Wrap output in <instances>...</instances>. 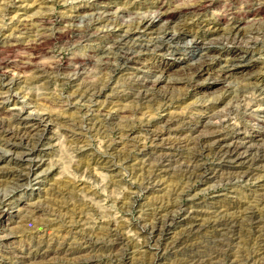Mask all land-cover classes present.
I'll use <instances>...</instances> for the list:
<instances>
[{"label": "rangeland", "instance_id": "rangeland-1", "mask_svg": "<svg viewBox=\"0 0 264 264\" xmlns=\"http://www.w3.org/2000/svg\"><path fill=\"white\" fill-rule=\"evenodd\" d=\"M192 1L198 0H0V70L11 66L0 81V141L11 138L17 145L8 152L0 148V264H80L84 257H92L84 264H264V162L251 167L220 160L200 154L194 143L175 151L152 136L161 120L177 113L191 123L232 108L238 115L230 114L231 123H255L250 116L264 114V0H207L202 23L186 15L167 22L155 13L157 6L171 11ZM97 10L108 18L100 28L116 32L131 22L139 37L132 44L156 36L165 39L164 49H142L140 63L128 67L112 59V69L93 77L108 86L84 98L75 91L86 75L32 84L13 76L84 59L93 69L88 61L96 56L86 43L75 44L71 31ZM64 15L75 22L61 20ZM46 16L52 18L39 20ZM141 17L154 31L138 28ZM179 22L187 24V33L171 38ZM41 26L38 39L32 31ZM232 26L256 29L258 41L215 39ZM208 46L220 50L199 65ZM235 56L247 61L231 66ZM134 66L163 76L150 101L131 95L130 78L147 79ZM103 113L114 117L93 127L91 119L101 122ZM202 132L191 136L199 144ZM234 135L264 143L257 129ZM149 151L197 152L201 168L150 167L144 156ZM227 171L239 176L227 179ZM218 221L233 222L224 228Z\"/></svg>", "mask_w": 264, "mask_h": 264}, {"label": "bare ground", "instance_id": "bare-ground-1", "mask_svg": "<svg viewBox=\"0 0 264 264\" xmlns=\"http://www.w3.org/2000/svg\"><path fill=\"white\" fill-rule=\"evenodd\" d=\"M206 1L207 0H198L195 2L192 1L190 4L185 5V7L179 6L180 7L179 9H175V10H171V11L166 10V9H165V11H162L161 10L162 7L157 6L155 13L159 14L158 16H161V18L166 19L167 22L172 21V20H174V18H176L178 16H183V15H186L188 17L189 16L195 17V18L197 17L196 19L201 22L200 19L202 17H201L200 12H201V9H204ZM125 11H127V10H125ZM125 11H123V12H125ZM51 18L52 17H50V16H46V17H43L39 20L42 21L43 23H46V21L50 20ZM35 20H37V19H35ZM61 20L69 22V23L72 22V24H73L76 19H74V17H72V16L68 17V16L64 15L61 17ZM86 20H87V18L85 19V21ZM107 20H108V18H107V16H105V11L97 10L96 12L91 13L89 15L88 20H87L88 23L82 25L83 27H81V25L76 24L77 27L78 26H80V27L77 29L73 28L76 31H74V30L71 31V33L74 35L73 40H74L75 44L79 45V44L86 43V46H88V48H89L88 51H90L91 54H94V56H96V59L88 61V62L94 64L93 69H90L87 67V63L84 62L85 61V59H84V61H79L73 65L65 67L64 69L58 68L59 66L56 68H52L54 66L46 67L44 65V67H43V65H42V67H40V65H39L37 67L34 66L35 68L31 67L32 69L28 73H27L28 69H27V71L26 70H20L18 72L13 73V76L16 73H18L17 75L23 76L25 82L32 84V83H37V82H42V81H44L46 83H52V81H54V82L60 81L61 82V81H65V80L77 81L79 78L83 77V75H86L87 78L91 77L92 80H90V79L87 80V78H85L81 83L78 84L79 86L75 91V96L84 98V97L91 96V95L95 96V95L101 93L103 91V89L108 86L107 83L105 84L99 80L98 81H96V80L99 77L98 76L99 73L104 74L105 72H107L106 71L107 69H109L113 66L111 63L112 59H115V61H119L120 65H118V66L128 67L131 65V63L132 64L140 63V51L142 49H149V48H155V49H159V50L164 49L162 46L164 45L165 39H163L161 37H156V36L153 39H150V41L144 42L145 41L144 40L142 42L140 41L139 43L135 42L134 44H132L131 43L132 40L133 39L135 40L138 33H137L136 29L131 28V26H132L131 22L127 25L119 26V28L116 32L106 30V29H104V27L100 28L101 24L103 25V23L106 22ZM81 21H82V19H81ZM34 22H36V21H34ZM94 23H96L97 24L96 27L97 26L98 27L93 29L94 30L93 32H91V33L88 32L87 28H89V26H92ZM179 23L181 25L180 28H178V30L173 32V33L172 32L169 33V34H171V38L172 37H182L187 33V30H186L187 24L185 22H179ZM138 24H139V25H137L138 28L144 29L146 32L154 31L153 23L152 24L149 23L146 17H141ZM26 25H25L26 28H24L23 30H24V33L29 34V32H30L29 30H32V29L30 28L29 30H27L28 25L27 26ZM31 25L32 24H30V27H31ZM35 26H36V23H35L34 27ZM43 29H44L43 27L41 30L40 29H33L32 32H34V36H36L39 39L40 37L44 36L42 34ZM156 32L159 33L158 31H156ZM257 33L258 32L254 28H251V30H247V29H240L237 26H232V27L228 28V30L223 35L217 36V37L215 36V39L216 40L220 39L221 41L228 40V41H231V42L237 43V44L238 43H244V42H246V44H255L259 39L258 38L259 36L258 37L255 36ZM140 39H141V37H140ZM137 40H139V39H137ZM262 40L264 42V37ZM21 41L17 40V42H21ZM219 50L217 48H215L214 46L205 47V51H206L204 53L205 59L199 65H202L206 62H209L210 59L215 57L216 53H218ZM84 57H86V56H84ZM245 61H247V60H246V58H244V56H235V57H233L231 66H237L240 63L242 64ZM118 66H117V64H115L114 68H116ZM207 66H209V65H207ZM10 67L7 66L6 68L0 70V81L1 82L3 79L6 78V76H8L11 73V70H9ZM133 68L137 69L135 72H137L140 76L143 75L144 79H146V78L147 79L144 81H137L135 78H130L131 79L130 80L131 86L135 89L134 90L135 92L134 93L132 92L133 94H131V95L132 96L136 95L139 99L150 101L156 95L155 94L156 92H154V87L157 85V83H159L162 80L163 76L157 75L153 70H142V69H144V68H142V66H134ZM114 70H112V71H114ZM194 72H196V71H194ZM21 73H23V74H21ZM93 77L94 78L96 77L97 79L93 80ZM100 78H102V77H100ZM153 78H155V79H153ZM179 80H181V79H179ZM122 92H123V90H122ZM126 92L125 93L120 92V95L127 96L128 94H126ZM228 112L229 113H227V114L223 113L222 115L221 114H217L215 116L213 115L214 117H212V118H210V116H209L208 119L207 118L203 119V118H201V116L200 117L198 116V118L195 120L194 123L187 121V119L191 118V117H189L186 114H180V113L178 114L177 113V115H170L168 118L163 119L158 123V124H160V126L159 125L155 126V127H157V126L158 127L155 130L153 129L152 136H153L154 140L160 139L162 142L167 141L166 143L170 144V147L174 148L175 151L180 150L182 145H184V143H187V145L185 144V146H189V148H190V144L194 143V145H196L199 148V153L200 152L214 153V154H216V156H218V158L220 160H225V161L236 160L239 162H245L246 161L251 167L253 165L254 166L256 165L259 167L260 164L262 162H264V143L263 144H255V143H252L251 140L247 141L246 136H244V137L238 136V135H234V133L236 134V132H240L241 130H244L245 132H247L249 129H253V130L257 129V131L258 132L260 131L261 135L264 136V114H263V116H261L259 113L257 115L258 117L256 115L252 114L253 116H250V118L255 123H246V122H242L241 120L238 123H236V122L231 123L232 118L230 117V114L232 115L236 111L232 108ZM239 113L240 114L243 113L244 115H246V111H244V112L240 111ZM103 115H104V113H103ZM237 115L238 114H236V116ZM104 116L105 117H103L101 122L100 121L94 122V119H91L93 127L94 126L98 127V126L102 125L103 122L108 121L106 116L109 117L110 119H112L114 117L113 114H111V113L106 114ZM259 116L261 117V119H259L260 118ZM42 118L44 119L43 116H42ZM215 119H218V120H215ZM199 131H203L202 134H199V136L201 135L202 137H204V140H203L204 143H202V144H199L198 141L194 137H191L192 135H194L195 133H197ZM150 133H151V131H150ZM11 140H12L11 138L1 140L0 141V148L1 149L3 148L7 152L12 151L13 148H15L16 144L11 143ZM198 140H200V139H198ZM196 146H195V148H196ZM195 148H194V150H195ZM175 153L174 152H158V151L152 152V151H149V152H144V156H148L147 161H149V166L154 167V168L155 167L156 168L162 167V168H169L170 169V167H174L173 165L178 164V163H179V165H181V167H184V170L185 169L189 170V171L192 170V172L196 171L197 168H201L200 167L201 165L199 163V161H200L199 158H200L201 153L198 154L197 152L196 153L193 152L192 155L188 156V157H184L183 152H178V154H175ZM35 166L39 167L40 163L39 162L36 163ZM32 171L33 170H30L29 172L31 173ZM33 173L35 174V171H33ZM223 173L224 172H222L221 174H223ZM237 173L239 174V172H237V171H235V172L234 171L233 172L227 171V173H226L227 177L225 176V174L221 177L224 178V176H225L227 179H233L235 177V174H237ZM238 174H237V176H239ZM243 174L248 176L251 174V172L249 173L248 171L247 172L244 171ZM223 221H224V219H223ZM225 222L223 223L221 221H218L220 226L225 225V226H223L224 228L226 227V225L228 226L233 221L232 222L229 221L230 223H227V222L225 223ZM142 228H143V226H142ZM232 230H233V228H232ZM143 231H145V230L143 229ZM226 231H228V229ZM139 241L136 243L139 244ZM91 259H92V257L91 258L90 257L89 258L84 257V259L81 258L79 263L84 264L85 261L86 262L89 261L91 263ZM209 264H210V262H209Z\"/></svg>", "mask_w": 264, "mask_h": 264}]
</instances>
